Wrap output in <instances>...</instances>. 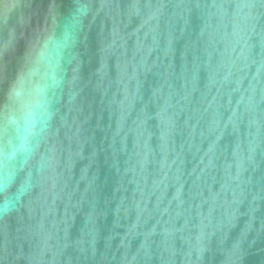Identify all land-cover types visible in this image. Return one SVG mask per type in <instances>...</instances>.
Returning <instances> with one entry per match:
<instances>
[{
  "label": "water",
  "instance_id": "obj_1",
  "mask_svg": "<svg viewBox=\"0 0 264 264\" xmlns=\"http://www.w3.org/2000/svg\"><path fill=\"white\" fill-rule=\"evenodd\" d=\"M17 122L0 264H264L260 0H0V147Z\"/></svg>",
  "mask_w": 264,
  "mask_h": 264
},
{
  "label": "clouds",
  "instance_id": "obj_2",
  "mask_svg": "<svg viewBox=\"0 0 264 264\" xmlns=\"http://www.w3.org/2000/svg\"><path fill=\"white\" fill-rule=\"evenodd\" d=\"M90 11L86 4H80L75 13V23L80 26L83 17ZM49 51L47 56L44 58L45 63L51 66L59 65V48L58 44L54 38L49 41ZM55 52V55L53 53ZM46 60L48 62H46ZM31 74V73H30ZM51 79L56 82L55 72L51 74ZM19 100L16 96L10 95L6 105V111L11 113L17 111L19 106ZM43 122V121H41ZM16 135L14 138L6 135L5 142L2 147H0V196L3 200L0 203V215L7 214L10 210V194L12 189V179L15 172V161L17 155L23 156V168L28 170V176L26 184L31 180V168L34 161L39 157V145L41 143V132L42 129L35 127H24L19 122L15 129ZM14 139L18 141V145L14 143ZM9 149L11 152H9ZM40 159V158H39ZM27 191V187L22 186L20 188L19 195L23 196Z\"/></svg>",
  "mask_w": 264,
  "mask_h": 264
},
{
  "label": "snow or ice",
  "instance_id": "obj_3",
  "mask_svg": "<svg viewBox=\"0 0 264 264\" xmlns=\"http://www.w3.org/2000/svg\"><path fill=\"white\" fill-rule=\"evenodd\" d=\"M260 3H261V4H264V0H260Z\"/></svg>",
  "mask_w": 264,
  "mask_h": 264
}]
</instances>
